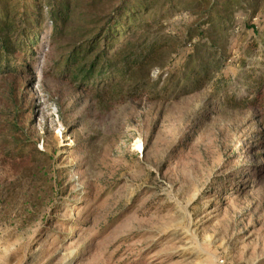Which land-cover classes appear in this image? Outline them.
<instances>
[{"label": "rangeland", "instance_id": "1", "mask_svg": "<svg viewBox=\"0 0 264 264\" xmlns=\"http://www.w3.org/2000/svg\"><path fill=\"white\" fill-rule=\"evenodd\" d=\"M80 8L60 44L45 9L33 53L0 73V264H264V90L242 103L264 79V14L237 13L225 65L187 90L207 26L150 11L135 41L164 56L102 89L58 68L83 17L108 13Z\"/></svg>", "mask_w": 264, "mask_h": 264}, {"label": "trees", "instance_id": "2", "mask_svg": "<svg viewBox=\"0 0 264 264\" xmlns=\"http://www.w3.org/2000/svg\"><path fill=\"white\" fill-rule=\"evenodd\" d=\"M21 1V2H20ZM0 0V73L16 71L18 57L39 40L38 34L31 36L34 29L45 23L43 15L47 9L51 24L52 43H61L72 30L71 21L80 17L82 3L96 8L105 5L108 13L97 17L87 14L83 23L94 24L85 28L83 38L70 44L67 53L61 55L58 68L61 75L82 86L97 84L102 89L123 87L131 81L137 71L145 70L155 58L164 56V46L153 39L137 43L135 39L144 34L148 27L147 14L153 10L171 13L180 9L189 11L207 28H198L201 41L194 46L195 58H204L206 62H192L187 65L185 83L187 90L199 89L205 79L215 70L219 71L228 60L225 51V39L220 43L222 31L229 30L237 13L242 12L255 18L264 14V0ZM40 5H42L40 7ZM44 7V8H43ZM22 8V9H21ZM93 18V19H92ZM147 24V25H146ZM254 28V27H253ZM192 34H193V30ZM144 32V33H142ZM70 34V33H69ZM68 34V36H70ZM144 35L143 37H145ZM146 38V37H145ZM206 39V40H205ZM164 41V40H163ZM264 41V40H263ZM264 57L263 50L259 51ZM194 56L192 58H194ZM21 57V56H20ZM213 61V62H212ZM253 98L243 101L250 106L264 90V79L250 74ZM115 79H119L116 81ZM232 95L226 93L223 102L230 101Z\"/></svg>", "mask_w": 264, "mask_h": 264}]
</instances>
